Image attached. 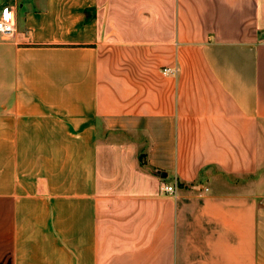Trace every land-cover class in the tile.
Listing matches in <instances>:
<instances>
[{
	"label": "crops",
	"instance_id": "0c3cea01",
	"mask_svg": "<svg viewBox=\"0 0 264 264\" xmlns=\"http://www.w3.org/2000/svg\"><path fill=\"white\" fill-rule=\"evenodd\" d=\"M4 8L0 264H264V0Z\"/></svg>",
	"mask_w": 264,
	"mask_h": 264
},
{
	"label": "built area",
	"instance_id": "2783aa9c",
	"mask_svg": "<svg viewBox=\"0 0 264 264\" xmlns=\"http://www.w3.org/2000/svg\"><path fill=\"white\" fill-rule=\"evenodd\" d=\"M7 14V16L5 15ZM16 32V15L10 8H4L0 14V34L5 36L13 35ZM165 74L173 73V70L164 69ZM165 190L170 193L175 192L174 186H166Z\"/></svg>",
	"mask_w": 264,
	"mask_h": 264
},
{
	"label": "snow or ice",
	"instance_id": "6c2138e0",
	"mask_svg": "<svg viewBox=\"0 0 264 264\" xmlns=\"http://www.w3.org/2000/svg\"><path fill=\"white\" fill-rule=\"evenodd\" d=\"M7 16V14H5Z\"/></svg>",
	"mask_w": 264,
	"mask_h": 264
}]
</instances>
